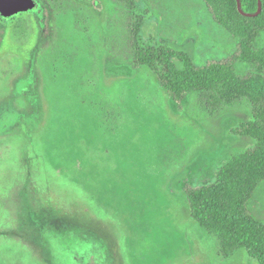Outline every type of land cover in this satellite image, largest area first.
<instances>
[{
	"label": "rangeland",
	"instance_id": "obj_1",
	"mask_svg": "<svg viewBox=\"0 0 264 264\" xmlns=\"http://www.w3.org/2000/svg\"><path fill=\"white\" fill-rule=\"evenodd\" d=\"M37 1L0 42V264H258L228 255L187 198L255 143L231 131L252 103L211 113L193 93L179 107L131 52L134 13L143 40L199 64L238 40L203 0ZM81 169L92 188L72 184ZM250 212L264 222V183Z\"/></svg>",
	"mask_w": 264,
	"mask_h": 264
},
{
	"label": "trees",
	"instance_id": "obj_2",
	"mask_svg": "<svg viewBox=\"0 0 264 264\" xmlns=\"http://www.w3.org/2000/svg\"><path fill=\"white\" fill-rule=\"evenodd\" d=\"M203 1L213 19L238 40L234 53L199 64L183 48L158 44L153 38L143 40L141 32L147 13H134L133 61L136 67L149 68L179 107L193 93L204 95V109L211 113L242 99L252 103V116L231 131L250 137L255 143L226 160L213 182L189 188L187 198L193 220L218 234L228 255L245 249L258 264H264V222L250 212L251 203L264 183V0ZM18 14L0 15V42L6 22ZM248 67L255 72H246ZM73 135L79 140L81 134L75 131ZM79 152L70 154L75 160L69 156L72 160L68 162H76ZM80 172V175L72 173V184L81 179L90 183L89 173L85 169Z\"/></svg>",
	"mask_w": 264,
	"mask_h": 264
},
{
	"label": "water",
	"instance_id": "obj_3",
	"mask_svg": "<svg viewBox=\"0 0 264 264\" xmlns=\"http://www.w3.org/2000/svg\"><path fill=\"white\" fill-rule=\"evenodd\" d=\"M36 7V0H0V15L11 17L19 12L33 10Z\"/></svg>",
	"mask_w": 264,
	"mask_h": 264
},
{
	"label": "flooded vegetation",
	"instance_id": "obj_4",
	"mask_svg": "<svg viewBox=\"0 0 264 264\" xmlns=\"http://www.w3.org/2000/svg\"><path fill=\"white\" fill-rule=\"evenodd\" d=\"M37 1V0H36ZM37 6H38V1H37ZM31 11V10H30ZM30 11H25V12H19V13H27V12H30Z\"/></svg>",
	"mask_w": 264,
	"mask_h": 264
}]
</instances>
